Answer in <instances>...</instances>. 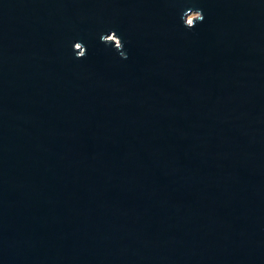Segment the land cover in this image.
Masks as SVG:
<instances>
[{"label": "water", "instance_id": "95a60500", "mask_svg": "<svg viewBox=\"0 0 264 264\" xmlns=\"http://www.w3.org/2000/svg\"><path fill=\"white\" fill-rule=\"evenodd\" d=\"M0 264H264V0H0Z\"/></svg>", "mask_w": 264, "mask_h": 264}, {"label": "clouds", "instance_id": "9594fccd", "mask_svg": "<svg viewBox=\"0 0 264 264\" xmlns=\"http://www.w3.org/2000/svg\"><path fill=\"white\" fill-rule=\"evenodd\" d=\"M203 19L202 10L195 7L185 8L180 14L182 26L189 30L193 29L198 23L202 22ZM99 39L100 42L106 46L110 45L121 59L127 58L125 52L123 51L124 42L114 30L109 31L108 34L101 33ZM72 51L75 59H82L86 55V46L82 42H74L72 44Z\"/></svg>", "mask_w": 264, "mask_h": 264}]
</instances>
